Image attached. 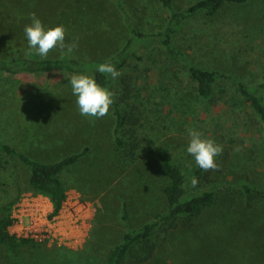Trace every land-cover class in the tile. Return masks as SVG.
Here are the masks:
<instances>
[{"label": "rangeland", "instance_id": "374dc122", "mask_svg": "<svg viewBox=\"0 0 264 264\" xmlns=\"http://www.w3.org/2000/svg\"><path fill=\"white\" fill-rule=\"evenodd\" d=\"M195 1L174 3L181 10ZM31 13L45 29L63 25L66 44L78 42L71 54L54 49L48 56L93 60L113 55L124 44L130 35L128 22L141 31L157 30L168 10L156 0H0V57L28 51L24 28L31 23ZM182 30L175 43L193 62L249 84L264 82V0L227 2L216 15L199 16ZM203 30L214 34L212 42L205 43ZM143 55L148 63L133 64L122 73L131 81L129 88L115 83L119 97L137 108L140 120V148L128 155L114 141L113 104L103 118L80 115L69 83L73 74L19 78L11 85L0 75V143L43 162L87 147L61 178L68 194L81 195L91 209L81 243L35 241L16 249L0 243V264H103L129 228L167 207L164 187L169 177L157 151L168 147L185 173L196 165L186 151L189 129L223 146L216 157L219 170L196 177V187L213 188L216 200L191 225L162 226L123 264H264V194L249 198L239 185L247 179L264 189L257 116L241 103L235 82L222 81L212 99L202 101L185 66L170 60L164 48L153 45ZM30 173L17 156L0 151V216L12 203L11 217L21 195L35 191ZM192 178L189 185L196 188Z\"/></svg>", "mask_w": 264, "mask_h": 264}, {"label": "trees", "instance_id": "16d2710c", "mask_svg": "<svg viewBox=\"0 0 264 264\" xmlns=\"http://www.w3.org/2000/svg\"><path fill=\"white\" fill-rule=\"evenodd\" d=\"M168 10L165 22L160 29L138 30L133 23L128 22L130 35L124 44L111 56L93 59L80 60L77 57H53L47 59L39 57L35 51L28 54L22 51L19 55L11 57H0V75L6 77L7 82L17 81L19 78L33 79L47 76L86 74L92 76L97 83L114 95L113 115L115 117L112 134L117 149L126 155L138 151L140 148V120L136 114L137 108L125 104L115 90V83L124 84L127 89L130 86L128 76L123 74L112 79L107 74L97 71L99 64L110 62L118 71L123 73L125 69L133 64H146L143 53L153 45L164 48L167 57L175 63L183 64L187 69L190 81L193 83L195 96L202 100H211L216 88L221 86L222 81H233L237 84V90L243 105H248L255 113L262 133L261 146L264 148V82L249 84L239 76L227 71L203 66L193 62L185 51L177 46L176 38L182 33L187 24L193 22L199 16H214L227 2L245 3L248 0H197L184 9H177L174 0H156ZM125 8H122L124 10ZM202 36L205 43L212 42L214 36L210 30H203ZM210 34V35H209ZM214 35V34H213ZM151 69L145 70L149 75ZM220 90H223L221 88ZM125 104V105H124ZM0 151L8 155L17 156L25 165L31 168L28 181L31 189L41 192L49 197L53 204L54 214H57L67 197V186L61 178L64 168L77 162L84 156L88 148L76 153L69 154L55 161L43 162L19 152L10 143H0ZM159 161L168 174L169 183L164 187L167 198V207L164 211L157 212L141 226L129 228L123 235L121 242L116 244L108 252L103 264H123L129 253L136 247L148 245L152 236L160 228H175L182 224L191 225L194 218L199 216L207 207H210L216 200V192L213 188L196 187L191 188L189 180L192 177L201 178L208 172L203 171L197 165L185 173L178 164L168 147L157 151ZM240 187L243 192L251 197H261L264 189L259 188L247 179L241 180ZM12 204V203H11ZM11 204L5 207V213L0 216V243L12 249L28 243H35L32 239L18 238L12 235L8 227L11 224ZM155 246V245H154ZM152 246V250H154Z\"/></svg>", "mask_w": 264, "mask_h": 264}, {"label": "clouds", "instance_id": "9594fccd", "mask_svg": "<svg viewBox=\"0 0 264 264\" xmlns=\"http://www.w3.org/2000/svg\"><path fill=\"white\" fill-rule=\"evenodd\" d=\"M30 20L31 23L24 28L28 54L34 50L39 57L47 59L49 52L54 49H58L61 55H64L71 54L78 48L76 41L66 44V29L63 25L45 29L35 13L30 14ZM97 71L109 75L112 79L122 75L113 64L107 61L99 64ZM69 83L76 97L80 115L100 119L108 114L110 106L114 103L115 94L112 91L101 87L92 76L86 74H73ZM188 136L186 151L194 158L195 164L205 172L218 171L220 165L216 162V157L222 155L223 146L210 138H204L201 132L194 129L188 130ZM235 151L239 152L240 148L237 146ZM198 182V179L193 177L191 186L196 187Z\"/></svg>", "mask_w": 264, "mask_h": 264}, {"label": "built area", "instance_id": "2783aa9c", "mask_svg": "<svg viewBox=\"0 0 264 264\" xmlns=\"http://www.w3.org/2000/svg\"><path fill=\"white\" fill-rule=\"evenodd\" d=\"M53 212V204L47 195L35 191L23 193L13 207L8 230L18 238L36 242L81 243L91 217L90 202H85L81 195L70 196L67 192L60 211Z\"/></svg>", "mask_w": 264, "mask_h": 264}]
</instances>
